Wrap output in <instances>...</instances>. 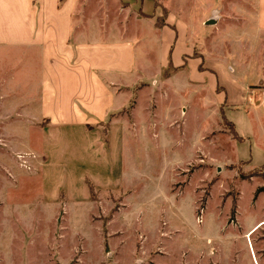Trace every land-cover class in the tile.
Here are the masks:
<instances>
[{
    "label": "rangeland",
    "instance_id": "rangeland-1",
    "mask_svg": "<svg viewBox=\"0 0 264 264\" xmlns=\"http://www.w3.org/2000/svg\"><path fill=\"white\" fill-rule=\"evenodd\" d=\"M157 1L183 17L188 27L189 36L185 40L188 46L184 45L183 32L179 29L172 58H178V49L191 51V57L200 58L197 71L191 72L198 61L191 58L188 72L182 70L173 74L163 85L174 68L171 65L161 68L157 33L151 34L148 21L142 20L140 15L139 19L132 17L135 16L133 12H141L132 10L125 15L120 12L122 5H111L106 0H102L103 4L94 0L91 5L90 0H86L84 6L89 7L90 15L98 16L103 12L105 21L117 25L119 22L123 31L131 26V32L142 40L139 48H146L143 58H140V52L137 54L143 77L138 76V81L130 87L132 95L135 96L146 82L152 85L142 90L136 99L133 110L135 126L123 133L124 158H121V164L113 153L111 144L114 140L107 150L105 145L96 147L94 159L83 150V160H77V163L76 159H63L67 165L55 160L54 165L57 166L52 171L65 172L67 176L69 170L75 168L76 173L82 171L99 185H106L104 188L95 186L98 189L91 191L94 207H91L92 203H79L76 210L67 206L66 214L73 215L74 223L65 216L61 207L58 210L59 204L53 205L56 209L50 211L37 207L41 203L32 188L33 198L26 207L22 203L11 202V198L8 203L6 199L9 196L5 198V203L0 205V256L3 259L0 264H32V257L41 259L35 264H43V260L48 262L42 241L48 237L49 231L55 241L63 235L62 232L67 243L76 239L77 233L85 238L82 247L84 238L78 237L77 250L69 264H132L138 257L143 258L144 264H187L185 254L188 257L197 254L195 264H264V223L255 231L252 232L254 228L250 230L245 237L239 235L248 231L246 225L253 219L264 218V190H259L264 186V170L257 169L255 173L256 169L236 160L234 136H231L230 125L220 115L225 107L222 104L223 89L216 83V78L230 85L239 84L244 79L238 76L244 69L238 68L239 73L233 75L226 61H233V65L241 67L242 64L252 65L246 76L251 82L244 87L247 95H253L254 99L250 101L247 98L234 107L260 113L264 129V83L252 81L264 76V52H250L249 47L241 45L246 38L226 36L219 24L204 25L203 17L208 13L211 2ZM130 2L141 5L140 0ZM163 11L157 8V22L163 21L162 15L166 10ZM18 52L12 47L0 50V79L5 78L7 83H26L28 71L31 79V60L23 59L25 54L22 56ZM200 71H204V75ZM224 72L229 77L226 78ZM135 79L136 76L128 83ZM149 93L150 99L147 100ZM154 103L156 109L151 116L148 108H153ZM176 115V122L168 125ZM151 117H154L152 121ZM12 118L7 117L5 121ZM1 120L2 117L0 125ZM2 143L0 138L1 156L12 162L8 155L12 153ZM104 151L111 153L107 160L103 158ZM14 161L20 162L16 156ZM2 170L0 164V173ZM3 172L13 180L9 172ZM76 184L79 188V180ZM9 185L13 187L12 182ZM80 195L82 192L78 190ZM19 208H26L25 214H20ZM54 212L57 213L56 218ZM223 224L229 226L226 233L233 236L220 234L218 237ZM61 225L67 226V230H61ZM30 237L37 240L35 244L28 242ZM207 237H215L221 244L222 261L219 259V247L211 248L210 252ZM143 240L146 244L141 252ZM67 243L66 247L69 246ZM63 249L61 246L60 257L54 258L56 263L64 264L67 259L69 252ZM107 252L110 253L107 255ZM56 255L54 253L53 257ZM211 256L216 259L212 261Z\"/></svg>",
    "mask_w": 264,
    "mask_h": 264
},
{
    "label": "crops",
    "instance_id": "crops-1",
    "mask_svg": "<svg viewBox=\"0 0 264 264\" xmlns=\"http://www.w3.org/2000/svg\"><path fill=\"white\" fill-rule=\"evenodd\" d=\"M106 1L111 5H122L120 12L125 15L127 11L139 10L140 14L133 12L135 16H131L139 19L137 17L140 15L142 20L148 21L149 28L152 29L151 34L157 33L155 36L159 37L161 50L160 66L164 68L171 65L174 68L162 82L163 85L173 74L182 70L188 72V62L191 58L198 60L191 72L197 71L200 58L191 57V51L178 49V58L176 60L172 58L179 29L183 32L184 45L188 46L185 43L189 36L188 27L183 17L157 0H140V7L135 2L131 4L133 3L131 0ZM206 1L211 3L208 13L203 17L204 25H208L207 20L216 18L215 23L209 26L219 24L226 36L246 38L241 45L249 47L250 52H264V0ZM85 2L86 0H0V50L3 47L17 48L19 54L22 56L25 54L23 59L31 60V79L28 71L26 83L20 81L7 83L5 78L0 79V100L3 102L0 104L2 117L0 138L2 144L20 161L17 164L14 161L15 156L8 152L12 162L0 154V164L4 169L0 173V205H3L5 198L9 196L6 199L8 203L11 198V202L22 203L26 207L27 204H31L33 198L32 188L37 194V201L41 203L37 207L43 211L55 210L56 207L53 205L59 204L58 210L61 207L66 216L68 205L74 210L79 203H92L91 207H94L90 186L95 189V186L104 188L106 185H99V182L91 180L82 171L76 173L75 168L69 170L67 176L65 172L62 174L61 171H52L57 166L54 165L55 160L67 165L63 159L71 161L76 159L77 163V160H83L81 155L83 150L94 159V149L105 145L107 150L111 140H114L111 146L115 158L120 160V164L121 158H124L122 137L126 129L135 126L133 110L136 107V99L142 90L152 85L151 82H146L144 87L137 90L135 96L131 93L130 87L138 81L137 77H143V73L140 72L142 67L137 63V54L140 52V58H143L146 48L145 46L139 48L142 40L137 39L138 35L131 32V26L123 31L119 22L117 25L110 23L109 20L105 21L103 12L98 16L90 15L89 7L84 6ZM93 3L94 0H90V4ZM103 3L100 0L97 4ZM157 8L166 10L165 15H162L163 21L159 20L161 22L159 25ZM248 62L253 64L250 60ZM233 64V61L231 63L226 61L227 68L233 75L239 73L238 68L244 69L238 74L244 78L241 83L230 85L219 82L217 78L216 83L223 89L221 91L222 104L225 106L223 114L232 123L240 138L233 137L236 160L250 165L251 168L264 170V129L261 115L234 107L244 103L247 98L250 101L254 99L253 95H247L244 87L251 82L246 76L253 66L242 64L241 67ZM203 72L200 71L202 75ZM225 75L226 78L229 77L228 73ZM135 76L136 79L128 83ZM252 81L262 84L264 76L260 75ZM149 99L150 93L147 94V100ZM155 109V103L153 108L149 106L148 112L151 116H154ZM182 110L184 111V107ZM7 117L13 118L5 121ZM174 117L168 121V125L176 122L177 115ZM153 118L151 117L150 121ZM149 124L150 122L148 126ZM108 157H111V153L106 154L104 151L103 158L107 160ZM108 161L110 164L111 159ZM5 170L12 175L13 180L5 175L3 172ZM119 173L121 175L120 171ZM78 180L79 188L76 184ZM10 182L13 183L12 188ZM78 190L82 195L78 196ZM26 210L19 208L18 211L25 214ZM56 214L54 212L55 218ZM67 216L72 220L71 223H74L73 215ZM60 221L58 223L62 222ZM262 221L263 217L253 219L246 225L248 231L239 235L245 237ZM64 226L61 225L59 228L67 230V226ZM228 228L229 226L221 225L218 237L220 234H226V237L233 236L226 233ZM62 234L55 241L49 231L48 237L43 239L44 255L49 258L48 262L43 260V264H59L54 258L60 257L61 246L64 251L69 252L64 264H69L73 260L79 242L78 237L82 238L83 235L77 233L76 239L67 243L64 232ZM84 240L85 238L81 240L82 247ZM36 241L32 237L28 239L31 244H35ZM66 243L69 244L68 247ZM206 243L210 252L211 248L215 250L219 247V259L222 261L219 241L215 237H207ZM141 244L142 252L146 243L143 240ZM54 253L57 255L53 257ZM109 253L107 252V255ZM202 253L200 251V254ZM184 257L187 264H195L197 261V254H193L192 257L191 254L189 257L185 254ZM36 258L32 257V264L41 261ZM211 259L213 261L216 258L213 259L211 256ZM2 260L0 256V262ZM132 264H144L143 258H135Z\"/></svg>",
    "mask_w": 264,
    "mask_h": 264
},
{
    "label": "trees",
    "instance_id": "trees-1",
    "mask_svg": "<svg viewBox=\"0 0 264 264\" xmlns=\"http://www.w3.org/2000/svg\"><path fill=\"white\" fill-rule=\"evenodd\" d=\"M160 21H161V20H160ZM160 23H161V22H157L158 25H159ZM220 115H221V118L223 119V121H224L225 123H228V124L230 125V130H231L230 132L232 133V135H233L234 137H236L237 139H240V138L238 137V135L236 134V132H235V130H234V128H233L232 123L229 122V121L225 118V115L223 114V111L220 112ZM254 169H256L255 173H257V169H260V168H254ZM263 173H264V172H263ZM262 176L264 177V174H263ZM92 190H93V187L90 186V191H92ZM259 190H264V186L260 187Z\"/></svg>",
    "mask_w": 264,
    "mask_h": 264
},
{
    "label": "water",
    "instance_id": "water-1",
    "mask_svg": "<svg viewBox=\"0 0 264 264\" xmlns=\"http://www.w3.org/2000/svg\"><path fill=\"white\" fill-rule=\"evenodd\" d=\"M215 21H216V18H211V19H209V20H207L206 21V24H214L215 23ZM217 170H219V168H217Z\"/></svg>",
    "mask_w": 264,
    "mask_h": 264
},
{
    "label": "bare ground",
    "instance_id": "bare-ground-1",
    "mask_svg": "<svg viewBox=\"0 0 264 264\" xmlns=\"http://www.w3.org/2000/svg\"><path fill=\"white\" fill-rule=\"evenodd\" d=\"M263 223H264V221H263L262 223L258 224V225L252 230V232L255 231V230H256L261 224H263ZM252 232H251V233H252Z\"/></svg>",
    "mask_w": 264,
    "mask_h": 264
},
{
    "label": "built area",
    "instance_id": "built-area-1",
    "mask_svg": "<svg viewBox=\"0 0 264 264\" xmlns=\"http://www.w3.org/2000/svg\"><path fill=\"white\" fill-rule=\"evenodd\" d=\"M262 97H263V100H264V87L262 88Z\"/></svg>",
    "mask_w": 264,
    "mask_h": 264
}]
</instances>
